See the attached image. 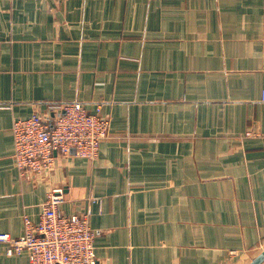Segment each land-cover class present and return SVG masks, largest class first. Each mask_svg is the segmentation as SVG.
Segmentation results:
<instances>
[{
  "label": "crops",
  "instance_id": "1",
  "mask_svg": "<svg viewBox=\"0 0 264 264\" xmlns=\"http://www.w3.org/2000/svg\"><path fill=\"white\" fill-rule=\"evenodd\" d=\"M71 101L110 117L98 157L20 176L13 118ZM263 131L264 0H0V233L62 187L98 264H245L264 249ZM0 264L27 253L2 243Z\"/></svg>",
  "mask_w": 264,
  "mask_h": 264
},
{
  "label": "built area",
  "instance_id": "2",
  "mask_svg": "<svg viewBox=\"0 0 264 264\" xmlns=\"http://www.w3.org/2000/svg\"><path fill=\"white\" fill-rule=\"evenodd\" d=\"M12 158L20 176L35 178L50 172L57 156L98 157L100 142L110 135V117L101 113V103L90 110L80 101L48 103L45 112L14 117ZM248 130L245 135H254ZM264 136V131L261 133ZM62 187L51 188L41 204L38 221L23 217V232L14 237L0 233L6 252H26L28 264H98L95 231L90 210L64 214ZM264 264V261L261 263Z\"/></svg>",
  "mask_w": 264,
  "mask_h": 264
},
{
  "label": "water",
  "instance_id": "3",
  "mask_svg": "<svg viewBox=\"0 0 264 264\" xmlns=\"http://www.w3.org/2000/svg\"><path fill=\"white\" fill-rule=\"evenodd\" d=\"M264 261V249L253 256L246 264H261Z\"/></svg>",
  "mask_w": 264,
  "mask_h": 264
},
{
  "label": "rangeland",
  "instance_id": "4",
  "mask_svg": "<svg viewBox=\"0 0 264 264\" xmlns=\"http://www.w3.org/2000/svg\"><path fill=\"white\" fill-rule=\"evenodd\" d=\"M56 103H60V102H56ZM248 262V261H247ZM246 264V263H245Z\"/></svg>",
  "mask_w": 264,
  "mask_h": 264
}]
</instances>
